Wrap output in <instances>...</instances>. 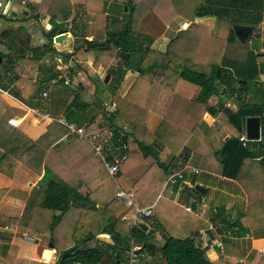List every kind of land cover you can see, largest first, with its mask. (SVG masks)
I'll return each mask as SVG.
<instances>
[{
	"label": "crops",
	"instance_id": "1",
	"mask_svg": "<svg viewBox=\"0 0 264 264\" xmlns=\"http://www.w3.org/2000/svg\"><path fill=\"white\" fill-rule=\"evenodd\" d=\"M149 1L130 0L134 8L131 23L133 35L139 34L138 39L140 43L143 42L141 43L143 48L148 47L144 67H151V64L157 63V59L163 56L167 57L169 67L179 68L184 62L196 67L217 64L223 57L228 59L225 57V49L233 44L238 45L240 49L245 48L246 56L242 61L251 51L264 55V0H250L248 3L215 0L241 3L256 10L257 15L251 22L256 26L257 33L255 36H249L245 44L236 38L234 30L236 25L244 24L239 22L243 21V15L208 9L211 0H208L206 10L202 8L204 4H200L203 11L196 13L197 17L193 22L187 20L183 13L173 15V18L169 17L174 23L169 26V28L174 26V30L170 31V34L175 33L172 38L167 36L168 26L157 35L146 30L141 31V19L143 17V20L149 19L148 15L153 11L152 7L147 5ZM39 2L40 0H0L2 28L0 40L8 34L6 27L3 26L6 21V17L2 15L4 12H15L16 19L18 13L23 15L22 13L26 12V16L23 15L24 20L30 19L32 13H37ZM55 2L58 8L52 13L55 20L53 25L58 26L57 35L60 31H65L62 34L64 40L52 42L49 46L51 52H46L40 60H35L32 57L33 50L43 51L44 45L41 39L33 38L35 41L32 39L28 46L30 50L23 57L19 56L18 62H14L16 66L13 65L15 67L12 68V74L5 75L3 69L0 71V123L4 122L15 128L44 153L39 165L34 157L35 153L12 158L0 149V264H56L58 254L76 243L81 248L111 245L110 236L102 234V229L106 226L107 217L112 213L120 220L115 230L122 237L129 235V231L134 227L141 228L145 233L150 231L152 236L148 246L140 253L138 251L143 247L142 244L131 241L121 262L115 263V259L106 257L101 264H165L160 249L168 237L194 239L196 244L205 249L210 261L220 259L222 264L225 262L264 264V176L248 183L245 180L246 186L224 179L220 176L219 163L212 151L218 149L226 138H230L229 135H220L222 127L218 120H221V114L218 112L221 108L226 109V103L230 107L231 104L225 98L223 105L218 104L212 96L207 105L218 112L215 116L206 113L203 105L197 101L200 89L183 80H175V75L173 76L172 71H167V67L165 70L159 66L152 70L149 68L145 74L135 69L128 70L116 83H113V79L107 73L108 78L106 80L105 75V84L99 91L103 99L108 97L106 108L110 113L117 114L116 121L121 122V118L126 117L127 124L123 125V132L131 133L149 145L158 159L168 167L169 175L182 171L186 166H192L203 173L202 181L200 183L186 173V185L166 187L168 178L163 179L161 169L153 166L147 174L139 175L140 183L137 184V188H140L136 193L137 200L134 201L136 206L149 209L151 213L149 218L133 221V212L130 209L128 210L131 214L128 210L102 213L104 209L106 210V202L115 197L116 189L109 183L110 175L103 165L102 157L108 161L114 158L121 159L123 171L128 170V173H124L125 181L130 176H136L130 171L137 166L141 167V162L126 152V146L125 149L122 145L115 146L112 135L107 136L102 132V127L97 124L98 119L92 124L93 128L88 129L84 126L88 124L87 121L81 127H84L85 131L91 130L89 134L96 137L98 145L102 147L100 154H97L88 143L79 141L76 135L68 132L64 126L51 123L42 115L65 118L66 108L75 95H79L80 99L88 104L96 99L94 95L96 96L98 91L96 85L101 84V73H105V67L111 63L113 55L114 57L117 55L114 52L104 66L107 60L102 58L105 59V55L98 58L94 52H88L87 47L90 46L86 42H108L109 34L122 28L124 18L129 14L127 10L129 0H55ZM61 3L63 6H59ZM31 4L34 5L30 9L32 13L25 7ZM63 13L68 19L67 28L60 22ZM49 15L50 12L44 13L41 18L39 14L35 15L40 28L46 21L51 24ZM154 15L155 18H160L161 12ZM22 21L17 19V22ZM229 34L233 35L234 42H227L222 55L219 56L218 39L212 37L226 40ZM143 35L146 37L141 38ZM65 40H68L71 49L66 50V45L61 46ZM7 55L0 53V64L5 56L9 58ZM259 63L264 64V59H259ZM64 64L69 68L68 86L64 85L65 78L61 77ZM13 69H17V72H13ZM41 70L48 72L46 81L32 96L26 87H19L13 82L14 78L20 77L31 80V84H39L40 78L44 76ZM50 79H55L56 84L50 85ZM260 80L264 83V69ZM108 84L111 86L108 87ZM43 91L48 93L46 98L41 97ZM0 132L2 133L0 138L3 140L6 138V129L3 128ZM243 135L245 136V133ZM190 145L192 150L188 152L187 158L183 156L182 151L184 147ZM44 169L50 170L79 192L89 194L96 204L97 212L71 209L63 216L57 227L50 231L51 214L40 208L39 199L33 197L39 189L38 182L43 176ZM251 176L255 175L248 171L245 177L249 179ZM197 185L204 188L202 195L194 190L193 187ZM207 189L209 194L206 197ZM193 200L196 201L193 208H200L207 214L210 211V218L216 213L217 208H223L229 219L239 214L241 219L238 225L229 229L230 236L212 233L211 241H208L204 233L207 234L209 223L205 221L204 215L194 216L185 211V207ZM154 209L165 219L164 222L152 214ZM96 221L98 222L95 223ZM204 230L207 231L203 232ZM88 235H95L94 241L82 244L81 241ZM223 238L229 241L225 247L226 254L222 247ZM131 253H134L133 259L130 257Z\"/></svg>",
	"mask_w": 264,
	"mask_h": 264
},
{
	"label": "trees",
	"instance_id": "2",
	"mask_svg": "<svg viewBox=\"0 0 264 264\" xmlns=\"http://www.w3.org/2000/svg\"><path fill=\"white\" fill-rule=\"evenodd\" d=\"M232 1L250 2V0ZM207 2L208 0H202V4L204 5H206ZM133 9V4L129 0L127 5L129 14L125 16V22L122 24V28L119 31L109 34L107 38L108 42H86V44L90 46V48L87 47V51L94 52L97 57L104 54L105 59L102 58V60H107L104 66H106L108 60L112 58L114 52L119 56L120 61H122L120 66L116 65V68H112L108 72L113 79V83H116L118 78L120 81V78L128 70L135 69L136 71L139 70L141 74H145L149 68L152 70V68L159 66L160 69L165 70L167 67V71H172L173 76L175 75V80H183L200 89L197 101L203 105L204 111L212 116H215L218 112L207 106V101L212 96L220 94L225 95L226 93L234 96L237 108L232 112L227 111V120L238 135L228 138L221 143L218 149L212 150L216 161L219 163L218 165H220V176L224 179L236 181L241 186H246L245 180L246 183H248V181H256L257 177L264 176V83L260 80L264 64L259 63V59H264V55L255 54L251 51L247 54V58L244 61L228 60L223 57L217 64L210 63L205 66L196 67V65L184 62L180 64L179 68L173 66L169 67L167 57L163 56L157 59V63L151 64V67H144L145 56L148 54V47L143 48V42H141L142 44L140 43L139 37L136 39L138 44L133 40V31L131 29ZM208 9H213L215 12L221 13L229 11L242 14L244 24L239 26L251 27L257 33L256 26H253L251 22L257 14L256 10L251 6L241 3H224L211 0ZM63 17L67 18L64 13ZM50 26L51 28L49 30H46L45 27L41 29L48 43L42 47L43 51L33 50L32 57L35 58V60H40L46 52H51L49 46L53 42V38L57 35L58 26H53L52 24H50ZM13 35L14 34H12V36ZM212 38L218 39L217 49L219 56L222 55L224 46L227 42H234L232 34H229L226 40L221 37ZM15 39L16 43H21L19 38ZM12 40L13 37L9 40V43H7L9 50H12L16 45ZM176 41H178V39H176ZM29 48L30 47H27L26 51H22L26 53L30 50ZM63 57L66 59L65 56ZM41 71L44 76L40 78L39 84H31V80H24L20 77L14 78L13 82L19 87H26L32 96L38 90L39 86L46 81L45 79L48 72ZM217 71L219 72L218 76L216 75ZM248 83L254 84L257 94H260V100L251 97L249 102L243 101V95L248 91ZM234 85H237V88L233 87ZM107 86L110 87L111 84ZM114 86H112V88ZM220 87L223 88L221 89ZM95 97L96 100L94 99L91 104H88L82 101L78 95H75L70 105L66 108V120L74 122L78 127L83 126L87 121L88 124L84 126L88 127V129L93 128L92 124H94L96 119L104 117L102 112L97 111L103 101L101 92L97 91V96ZM249 117H257L260 120L259 141L239 140L244 133L245 120ZM116 119L117 114L115 112L110 113L109 118L105 119L106 124L112 128L111 130H114L113 133L111 132L113 143L115 146L125 145L126 152L128 151L129 155L137 157L141 162V167L137 166L130 171L136 176H130L127 181H125L124 173H128V170L124 172V167L121 166L122 168L120 167L117 173V182L119 186H122H120V188L125 191L131 189L135 190L134 201H136V193L139 192L140 188H137V184L140 183L138 180V177H140L139 175L147 174L153 169V166L161 169L163 179L168 178L170 173L168 167L158 159L154 150L149 145L137 139L133 134L125 133V131L123 132V125L125 123L127 124L126 117L121 118V122L116 121ZM3 128L6 129V138L3 140L0 138V149L4 150L6 154L12 158H19L24 154L35 153V159L38 160L39 165L41 164L44 157L42 149L22 136L15 128L9 126L7 123L1 122L0 130ZM90 132L91 130H86L87 134ZM0 135H2L1 132ZM191 150V145L189 147H184L182 151L183 156H187L188 158V152ZM248 171L255 176H251L247 179L245 176H247ZM109 178V183L115 188L112 178L110 176ZM38 187L39 189L36 191L37 194H34L33 197L39 199L40 208L50 212V231H53L57 227L63 216L71 209L90 212H97L98 210L89 194H83L79 192L77 188L69 186L48 169H44L43 176L38 182ZM116 192V189H114L115 197H111L106 202V210L104 209L102 213L112 210L120 212L124 208V203L116 197ZM195 194L199 195L196 192ZM228 219L229 217L225 214L223 208H217L216 213H214L211 218V222L215 223L216 221H220L226 228L231 229L238 225L241 214L236 215V217L232 219ZM117 223H120V220L117 219L115 213H112L107 217L106 226L102 229V234H108L110 236L112 241L111 245L81 248V246L76 243L71 248L61 251L58 254L56 264H101L106 257H112L115 259L114 262L116 263V261L121 262V258L123 254L128 251L131 241H138L142 244L143 247L138 251L139 253L143 248L148 246V241L152 236V232L149 231L145 233L141 228L134 227L129 231V235L122 237L121 234L115 230ZM211 236L207 235L208 241H211ZM94 239L95 235H88L81 243L91 242L94 241ZM228 243L229 241L226 238L222 239L224 254H226L225 247ZM52 244L54 245L53 241ZM160 252L165 264H222L220 259L210 261L206 255L205 249H203L201 245L196 244L192 238L177 239L168 237L165 239V244L160 249ZM225 264L227 263L225 262Z\"/></svg>",
	"mask_w": 264,
	"mask_h": 264
},
{
	"label": "rangeland",
	"instance_id": "3",
	"mask_svg": "<svg viewBox=\"0 0 264 264\" xmlns=\"http://www.w3.org/2000/svg\"><path fill=\"white\" fill-rule=\"evenodd\" d=\"M29 2H31V1H29ZM201 3H202V0H150L147 5L151 6L153 11H152L151 15L150 14L148 15V16H150L149 19L143 20L144 17L141 19V21H142L141 25H140L141 31L146 30V32L153 33V34L157 35L161 31H163L166 26H168V28L166 29L167 36H169V38H172V36H174L175 33L170 34V31L174 30V26L170 27L171 30H170L169 26H172L174 23H172L170 21L169 17L172 16V18H173V15H179L180 13H183V15L185 16V18L187 20H190L193 22L195 17H197V14H196L197 12L199 13L200 11L206 10V5H204L202 7L203 8V10H202L201 5H200ZM56 4H57V2H55V0H40V2L37 4V13L36 12L32 13V11H30V9L34 6L33 4H31L30 6L29 5L25 6L28 8L30 13H32L30 16L31 17L30 19L25 18V20H24L25 16H23L19 13H18L17 19H19V20L22 19L23 20L22 22H17V21L11 22V21H8L6 19L5 24H3V26H4V28L6 27V33H8V34L4 37H1V38H3V40H0V53L7 55V53L9 52L8 53L9 55H7L9 58H7L5 56L4 59H2V63L0 64V71L3 69V73L5 75L12 74L11 73L12 68L16 66L14 64V62H18L20 60L19 56L23 57L25 55V53L22 50L25 51V49L31 44V40L33 38H35V40L41 39V42H43V45L44 46L47 45L48 42L46 41V37L42 34L41 29L43 27H45V29H46L45 25L49 24V22L48 21L44 22L43 27L40 28V23L37 20V18L35 17V15L39 14V16L41 18V16L44 13L48 14L50 12L49 20H50V23L53 25L55 20L52 18V16H54V14H52V13H55V8L56 9L58 8V5H56ZM59 6H63V3H61ZM144 6H146V4H144ZM61 8H63V7H61ZM107 9H108V13H109V6ZM124 9H125V7H123V11H124ZM158 12H161L160 18H155L156 15H154V14L155 13L157 14ZM195 14H196V16H194ZM178 17H180V16H178ZM1 20L4 22L3 19H1ZM60 22H61V25L65 26L67 28V22H68L67 18L62 17V20ZM124 22H125V20H124ZM124 22H123V24H124ZM239 22L243 23L242 20L241 21L239 20ZM49 29H46V30H49ZM0 30H2L1 26H0ZM12 34H14V35L12 36ZM31 34H32V38H31ZM254 36H255V34H254ZM12 37H13V40H12L13 42L16 43L15 38H19L21 40V43H16L14 48L12 50H9L7 43H9V40H11ZM133 37H134L133 40L136 41L137 37H139V34H134ZM140 37L144 38L146 36L143 35ZM54 38H53V42H54ZM35 40L33 39V41H35ZM103 40H101V41H103ZM136 43L138 44V41H136ZM63 45H66V50L71 49V47L69 46L68 40H65L61 46H63ZM252 47L255 48V45H253ZM232 52H234V53H232ZM115 55H117V54L115 53ZM245 56H246L245 48L240 49V47H238V45H236V44H233L231 47L227 46L225 49V57L228 59L235 60V61H242ZM117 57H119V56L114 57V55H113V60L111 61L109 66L107 65L105 67V73H101V84L96 85V89L98 91L102 90V86H103V84H105L104 83L105 77L108 76V74H107L108 71L112 68H116V65L120 64V61ZM13 65H15V66H13ZM79 69L81 70V67ZM13 72H17V69H13ZM15 76H17V73H15ZM89 79H92V78H88V80ZM233 87L237 88V85H234ZM220 88L222 89L223 87H220ZM247 89H248V91L245 94L246 96L243 95V98H242L243 101L249 102L251 97H253L254 99L260 100V94H257V90H256L253 83H248ZM101 95H102V93H101ZM96 96H97V93H96ZM94 97H95V95H94ZM223 98H225L231 104V107L230 108L226 107V109L221 108L218 112L219 114H221V118H220L221 120H218V122L220 123V125L222 127V131H220V135L221 136H228L229 135L230 137H235L237 135V132L227 122V111L228 112L235 111L237 108V103H236L235 97L231 96L230 94H227V93L225 95H222V94L214 95L213 100L217 101L218 104L223 105L224 104ZM108 102H109L108 97L104 98L102 103L100 104L99 108L97 109V111L102 112L104 114L103 118L102 117L100 119L98 118L97 124L102 127V130H103L102 132L106 133L107 136L111 135V132H112V130H111L112 128L109 127L105 121L106 118H109L108 114L110 113L108 108H106L108 106ZM218 166H220V165H218ZM200 169H202V168H200ZM188 175H191V174L189 173ZM191 176H193V178H195L196 181L201 183L204 175H203V173H200L199 175H191ZM112 180H114L115 181L114 183H117V185H118L117 175L114 178H112ZM208 194H209V191L207 189L206 197L208 196ZM123 206H124V208L121 211L122 212L127 211L128 208L125 205H123ZM129 213L131 214L130 211H129ZM152 214H154V216H156L157 218H160V220L163 219V217L161 215L157 214L156 209H154L152 211ZM204 214H205L204 217H206V216L209 218L211 217L210 211H209V214H207V213H204ZM164 220L165 219H163L162 222H164ZM215 224H219V226H220L218 232L223 229L224 231H226V235H227V233L231 234L230 230L228 228H226L220 221H217V223H215ZM206 231L207 230H204L203 232H206ZM218 232L210 231L209 233L211 235H212V233H213V235H218ZM205 237L207 238V236H205Z\"/></svg>",
	"mask_w": 264,
	"mask_h": 264
},
{
	"label": "built area",
	"instance_id": "4",
	"mask_svg": "<svg viewBox=\"0 0 264 264\" xmlns=\"http://www.w3.org/2000/svg\"><path fill=\"white\" fill-rule=\"evenodd\" d=\"M61 71H62L61 77L63 76L65 78L63 83H64V85L68 86L69 82L67 80V75L69 72V68L67 67L66 64L63 65V68L61 69ZM37 74L39 75V73H37ZM49 84L50 85L56 84V80L50 79ZM47 95H48V93L46 91H43L41 93L42 98H46ZM226 106L230 107V105L228 103H226ZM108 116H110V113L108 114ZM42 117L45 120H49L51 123H57L58 125L64 126L68 130V132L75 134L79 141L88 143L89 145H91L94 148V150L97 154H100V152L102 150L101 145H98L97 139L94 135L86 133L84 127H78L75 123L69 122L64 117H61V116L51 117L48 114H44V115H42ZM239 140L240 141H246V138L243 135L239 138ZM122 148L125 149V145H122ZM102 162H103V165H104L106 171L108 172V174L112 178H114L117 175L119 168L121 167V163H122L121 159H119V158H114L112 161H108L105 157H102ZM200 172L201 171L198 170L197 168L186 166V168H184L182 171L171 174L168 177V179L166 181V187L167 186H176V185L177 186H179V185L184 186L187 183L186 182V178H187L186 173H190L191 175H199ZM113 182H115V181L113 180ZM114 184H115V188L117 191L116 197L120 201H122L128 209L132 210L133 221H139L141 219L150 217L151 213H150L149 209L138 207L134 203L135 194L133 191H125V190L121 189L120 186L117 185V183H114ZM195 204H196V201L193 200L189 206L185 207V211L187 213L194 215V216H198L201 214L205 215L204 214L205 212H203L200 208H197V209L193 208V206H195ZM205 221L207 223H209V228H208L209 232L210 231L218 232L219 227H220L219 224L212 223L211 218H209L207 216L205 217ZM219 233H222L224 237L230 236V233H227V235H226V232L223 229L220 230L218 232V234ZM204 236H207V234L204 233ZM130 257H131V259H133L135 257L134 253H131Z\"/></svg>",
	"mask_w": 264,
	"mask_h": 264
},
{
	"label": "water",
	"instance_id": "5",
	"mask_svg": "<svg viewBox=\"0 0 264 264\" xmlns=\"http://www.w3.org/2000/svg\"><path fill=\"white\" fill-rule=\"evenodd\" d=\"M22 14L26 16L27 13L23 12ZM2 15L5 16L8 21H11V22L17 21L15 12L7 13V11H6ZM49 28H50V25L48 24L46 26V29H49ZM234 30H235V28H234ZM63 32H65V31H60L58 33V35L54 38V42L58 43V42H61L64 40V35H62ZM235 36H236V33H235ZM0 62H1V58H0ZM218 74H219V72L217 71L216 75L218 76ZM107 78H108V76L106 77V80H107ZM244 133H245L246 141H259V139H260V120H259V118H257V117L247 118L245 120ZM226 140H227V138H226ZM193 188L196 192L200 193L201 195L204 193V188H202L198 185L194 186ZM207 235L211 236L209 231H207ZM47 256H48V254H47Z\"/></svg>",
	"mask_w": 264,
	"mask_h": 264
},
{
	"label": "bare ground",
	"instance_id": "6",
	"mask_svg": "<svg viewBox=\"0 0 264 264\" xmlns=\"http://www.w3.org/2000/svg\"><path fill=\"white\" fill-rule=\"evenodd\" d=\"M236 37L241 41V43L245 44L248 40L249 36H254L256 33L253 28L247 26H235Z\"/></svg>",
	"mask_w": 264,
	"mask_h": 264
}]
</instances>
